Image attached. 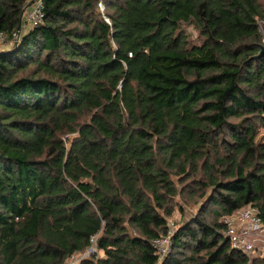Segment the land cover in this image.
I'll use <instances>...</instances> for the list:
<instances>
[{
  "label": "trees",
  "instance_id": "16d2710c",
  "mask_svg": "<svg viewBox=\"0 0 264 264\" xmlns=\"http://www.w3.org/2000/svg\"><path fill=\"white\" fill-rule=\"evenodd\" d=\"M263 1L0 0V264H64L91 236L80 264H247L222 220L264 226Z\"/></svg>",
  "mask_w": 264,
  "mask_h": 264
},
{
  "label": "built area",
  "instance_id": "2783aa9c",
  "mask_svg": "<svg viewBox=\"0 0 264 264\" xmlns=\"http://www.w3.org/2000/svg\"><path fill=\"white\" fill-rule=\"evenodd\" d=\"M42 20L40 4H36L31 11L25 14V22L30 25H38ZM4 41L5 37L0 34V44ZM222 223L225 227L224 236L230 247L241 252L246 257L247 264H252V260L261 255L259 253H263L264 256V226L257 208L247 206L236 210L230 216L225 217ZM172 236L173 232L168 231L166 236L151 242L159 260H163L170 252ZM98 254L97 236H91L87 249L83 253L70 257L64 264H80L82 260Z\"/></svg>",
  "mask_w": 264,
  "mask_h": 264
},
{
  "label": "rangeland",
  "instance_id": "374dc122",
  "mask_svg": "<svg viewBox=\"0 0 264 264\" xmlns=\"http://www.w3.org/2000/svg\"><path fill=\"white\" fill-rule=\"evenodd\" d=\"M184 30L189 40H194L196 38V30L193 27H184ZM5 47H7V44ZM257 139L264 142V129L263 128H259ZM188 203L182 200H178L177 206L174 208L171 217L167 219V228L169 232H173V234H175L179 226H181L183 223L188 221L190 216L193 214L192 212L193 204L189 206ZM180 209H182L184 213ZM259 254L261 255H258V256H263V253H259Z\"/></svg>",
  "mask_w": 264,
  "mask_h": 264
},
{
  "label": "water",
  "instance_id": "95a60500",
  "mask_svg": "<svg viewBox=\"0 0 264 264\" xmlns=\"http://www.w3.org/2000/svg\"><path fill=\"white\" fill-rule=\"evenodd\" d=\"M19 35H20V26L17 28V31H16V36L18 37ZM262 54H264V48L262 49L261 55Z\"/></svg>",
  "mask_w": 264,
  "mask_h": 264
},
{
  "label": "crops",
  "instance_id": "0c3cea01",
  "mask_svg": "<svg viewBox=\"0 0 264 264\" xmlns=\"http://www.w3.org/2000/svg\"><path fill=\"white\" fill-rule=\"evenodd\" d=\"M27 26H29V25H27ZM27 26H25V23H24L22 26V29L24 30V28H26Z\"/></svg>",
  "mask_w": 264,
  "mask_h": 264
}]
</instances>
